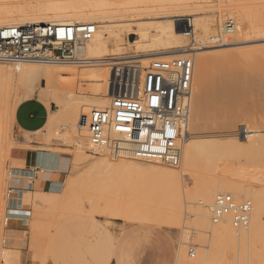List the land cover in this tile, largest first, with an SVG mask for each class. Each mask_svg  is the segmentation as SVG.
I'll return each instance as SVG.
<instances>
[{
    "label": "bare ground",
    "instance_id": "1",
    "mask_svg": "<svg viewBox=\"0 0 264 264\" xmlns=\"http://www.w3.org/2000/svg\"><path fill=\"white\" fill-rule=\"evenodd\" d=\"M245 3L243 0H0V28L43 24H94L96 26L91 40L77 48V55L89 62L84 66L0 63V156L8 154L9 158L11 147L19 141L26 148H30L31 134L45 133L46 131H43L45 126L48 129L58 127L57 123L67 118L73 129L72 134L67 133L64 140L69 139V143L74 147L71 151L75 160L73 172L77 175L78 171L84 168L92 172L98 180L95 190L99 192L101 179H106L108 186L115 194L122 196L127 193V195L142 196L144 192H148L145 191L147 187L144 184V178L153 177L164 184L161 196L158 190L160 198L158 204L161 206L159 209H162L161 211H164L166 215L167 226H179L183 208L187 205H196L197 208L190 213L193 217L191 222L195 226L191 236H195L197 247H199L198 256L194 261L187 262L183 250L178 249L174 256V264H209L211 260L209 256L213 249L210 250V248L216 245L214 243H225V245L243 249V253L247 251L245 260H242L244 256L241 259V264H251L256 253H254L255 250L252 251L255 247L253 244L256 245L255 243H259L260 240V243H264V191L251 188L250 198H242L252 201L253 212L249 228L236 231L228 224H213L210 221L209 208L216 195L228 193L238 198V194L246 193V188L233 178L216 180L202 176L200 179L199 174L194 172L199 155L203 157V154L207 153L215 155L225 153L232 157L237 150L248 151L255 144L256 139H264L260 130L250 127L245 128L242 136L244 141L241 143L240 140L238 142L232 139H194L201 129H210V126H215L213 129L220 128L216 127L218 125H221V128L233 126L237 120L235 117L237 114L220 111L234 107L229 105L231 101L226 105L222 102L223 94H226V97L224 96L226 99L228 93L229 98L231 97L229 93L234 92L237 87L235 85L238 83L250 88L256 82L257 78L246 68L241 70L232 66L235 48H238L234 51L236 53L243 49L240 47L245 48L252 42L264 41V28L259 24V18H264V7L248 8L249 5L246 7ZM229 21L234 23L230 31L226 28ZM132 36H134L133 39L130 38ZM260 43L261 48L263 45ZM255 48L250 54L252 52L254 54L255 50L258 51ZM263 48L258 53L260 56L255 53L256 56L251 57L263 58ZM239 52L240 55L244 53L246 55L245 50ZM187 56H191L193 60V75L188 97L187 119L180 129L178 145L181 159L177 168L159 167L157 164L137 161L129 156L118 159L109 158L107 155L92 157L85 152L87 141L81 130V116L92 107L108 104L106 84L109 67L107 64L119 60L136 59L142 66H147L153 59L172 60ZM256 60L260 61V59ZM28 100H35L48 110L43 128L35 132L22 131L14 120L18 105ZM52 105H55L56 109H52ZM257 111V117L264 115V111ZM246 114L248 119L252 118L250 111ZM7 119L11 128H17L26 136L24 139L17 140L11 137ZM52 134L49 129V135ZM34 151L37 153H33ZM34 151L25 152L23 162L24 166L29 167L35 162L36 167L39 168L33 192L26 190L30 187L32 170L11 169L7 171L6 181L10 184L12 182V185L25 191L13 192L11 195L6 188L7 193L3 201L5 182L3 167L0 164V204L9 212H18L25 203H29L31 198L35 201L34 207L40 200H45V203L49 204L53 198H57L65 191V186L58 185L56 181L51 182L50 188L41 189L45 178L55 171L57 152L44 146ZM90 157L92 159H89ZM216 161L217 158L215 163ZM113 200L112 203L106 202V209L121 210L120 205L115 204ZM190 213L188 214L191 215ZM112 214L114 216L113 212ZM115 214L117 217V213ZM118 215L121 216L120 213ZM123 217L125 218L126 215ZM9 232L11 234L12 231L9 230ZM12 234L11 237H13ZM160 237L163 236L160 235ZM108 240L112 246L113 240L116 241L109 236ZM119 241L111 250V255L101 264H110L112 260L114 264H131ZM35 244L36 236L33 235L28 241V247L33 254ZM193 251L195 256L196 251L194 249ZM251 251L253 254H250ZM159 253L160 248H157L155 241L143 264H154ZM19 261V251L13 249L0 251L1 263L19 264Z\"/></svg>",
    "mask_w": 264,
    "mask_h": 264
},
{
    "label": "rangeland",
    "instance_id": "2",
    "mask_svg": "<svg viewBox=\"0 0 264 264\" xmlns=\"http://www.w3.org/2000/svg\"><path fill=\"white\" fill-rule=\"evenodd\" d=\"M246 1L243 0V3ZM263 2L264 0H248L244 6L247 5L246 7H248L249 5L248 8L264 7ZM259 19V24L264 28V18ZM130 38L133 39L134 36ZM259 43L264 46V41H257L248 44V47H240L243 49L239 51L245 50L246 55L245 53L240 55L239 51L235 53L234 51H237L238 48H235L233 51L234 54L232 56L234 58L232 57V66L241 70L246 68L247 71L257 78L256 82L251 85L250 88L248 86L246 88L244 84L238 83L235 85L237 86L235 88L236 91L234 90L233 93H229L231 97L228 98V93L226 99L225 93L222 96V102H224L225 105L228 104L229 101H231V103L233 102L232 104L234 105L231 103H229V105L232 107L234 106V109H222L220 111L237 114L235 116L237 119L235 124L230 127L226 126L227 128L224 126V128H221V125H218L216 127L220 128L213 129L215 126H210V129H201L194 136V139H232L238 142L240 140L241 143L244 141L242 136L246 127L260 130L261 135L264 137V115H262V117H257V110L264 111V61L262 62L264 55H261L263 58L256 57V59H260V61L252 58V55L255 53H257V56H260L258 53H260L263 46L260 48ZM252 45L255 47L256 45L258 46L255 48ZM253 48L257 49L259 52L255 50L253 54ZM258 48H260V50ZM248 51L250 52L248 53ZM251 51H253L252 54H250ZM242 55H245V59L242 58ZM256 55H254V57ZM259 82L263 83L260 84ZM255 87H257V89ZM51 108L56 109V106L52 105ZM249 111L250 117L252 116L250 119H248L246 114ZM3 120L5 121L6 118L4 117ZM7 122L9 123L8 126L12 134L11 137L17 140L26 137L17 128H11L8 119ZM57 125L58 127L49 128L53 133L52 135H49V129L46 126L43 128V131H46L45 133L40 132L38 134H31L29 136L31 140L30 148H26V146L19 141L16 142V145L14 144L15 146L13 145L11 147L9 158L8 154H1L0 156V164L4 171L3 180L5 182L2 193L3 201L5 200L7 189L10 186V182L6 181L7 171L11 169H22L33 170L35 174L38 173L39 168H37L34 163L31 164L30 167L24 166V155L25 152L34 151L42 146L57 152L55 154V163L57 165L55 164V171L53 174L47 177L50 182L46 189L50 188L51 182L53 181L58 182V185L65 186V191L57 198H53L49 204L45 203V200H40L34 207L33 202L35 201L31 198L29 203H25L22 209L18 211L19 213L9 212L0 204V251L3 249L17 250L20 253V261L21 258L25 259L27 261L26 264H101L105 258L111 255V250L116 246L117 241L120 240L119 243L122 244L125 256L129 257L131 264H143L145 258L142 259V257L145 250L150 249L156 241L157 248H160V253L154 264H174V256L178 249L183 250L187 262L194 261L197 258V250L199 247H197L195 236H191L195 226L191 222L193 217L190 213L194 212V209L197 208L196 205H187L186 208H183L179 226H167L166 215H164V211H161L162 209H159L161 206L158 204L160 203L159 191L161 196L164 184L155 180L153 177L144 178V184L147 187L145 191L148 192H144L142 196L127 195V193L122 196H120L121 194H115L108 186L106 179H101V188L98 192L94 188L98 180L92 172H88L85 170L86 168L83 170L79 168L82 171H78L79 173L77 175L73 172L75 171V160L71 155V151L74 150V147L69 143V139L64 140L67 137V133L69 135L72 134V125L67 121V118L60 120ZM240 131L242 135H238ZM35 152L36 151L33 153ZM203 155V157L202 155L197 156L199 161L196 160L197 165L195 167L196 170H194L195 173L199 174L200 179H202V176L216 180L224 178L236 179L241 186L246 188V193L238 194V199L244 197L250 198L249 190L251 188L264 191V139H256L255 144L248 151L237 150L232 157L227 156L225 153L216 155L207 153ZM215 157L217 158L216 163ZM89 159L92 158L90 157ZM159 167L161 166L159 165ZM200 179H198V181ZM65 180H67L66 183ZM159 182L162 184V187ZM41 189H44L43 186ZM33 191L34 188L30 192ZM112 200L115 204L120 205L121 210L110 211L106 209V202L109 203ZM115 213H117V217ZM119 213L121 216L118 215ZM123 215H126V217L124 218ZM7 220L10 222L5 227ZM12 227H16L15 232H11V234L13 233V237H11L10 232L8 233L9 230L11 231ZM33 235L36 236L34 254L28 247L29 238ZM160 235L163 237H160ZM108 236L115 238L116 241L113 240V246L108 240ZM183 236H185V238ZM21 237L23 238L21 239ZM8 242H11V244ZM259 243L256 242V245L253 244V246H255L254 249L251 248L252 251L255 250L254 253L256 252L254 254L255 258H253L254 261L252 259L253 262L251 264H263L264 243ZM214 244L216 245L212 247L210 245V250L213 249L211 250L212 252L209 251L211 252L209 264H241L242 260H245L247 251L245 254L243 253L244 251H242L243 249L228 244L225 245V243ZM257 244L259 245L257 246ZM189 245L193 246L196 251L193 258L188 254ZM252 251L250 254H253ZM254 255L252 256L254 257ZM243 256L244 258L242 259ZM112 262L113 260L110 264ZM0 264L4 263L0 262Z\"/></svg>",
    "mask_w": 264,
    "mask_h": 264
},
{
    "label": "built area",
    "instance_id": "3",
    "mask_svg": "<svg viewBox=\"0 0 264 264\" xmlns=\"http://www.w3.org/2000/svg\"><path fill=\"white\" fill-rule=\"evenodd\" d=\"M233 26V21H229L226 28L230 31ZM95 28L94 24L0 28V63L84 66L89 62L77 55V48L91 40ZM107 65L108 104L92 107L81 116V130L87 141L85 152L92 157L129 156L137 161L177 168L181 159L180 129L187 119L192 83V57L153 59L147 66L136 59ZM36 175L32 170L30 187L26 190H33ZM17 191L25 189L11 182L8 192L12 195ZM252 212L251 200L228 193L216 195L209 208L213 224H228L236 231L249 228ZM9 222L6 221L5 227ZM193 249L189 245L191 258Z\"/></svg>",
    "mask_w": 264,
    "mask_h": 264
},
{
    "label": "crops",
    "instance_id": "4",
    "mask_svg": "<svg viewBox=\"0 0 264 264\" xmlns=\"http://www.w3.org/2000/svg\"><path fill=\"white\" fill-rule=\"evenodd\" d=\"M34 101L35 100L25 101L20 105H18V107L15 110V114H14L15 124H17V127H19L22 131L35 132L43 128L45 124L48 115V110L46 109L45 106H43L39 102L37 101L34 102ZM33 163L35 164V162ZM49 182L50 180L48 178H45L43 187L47 188ZM15 230L16 227L11 228L12 232H15ZM150 249L145 250L142 259L145 258L146 255H148V250ZM26 262L27 261L25 259L21 258L19 264H26Z\"/></svg>",
    "mask_w": 264,
    "mask_h": 264
}]
</instances>
